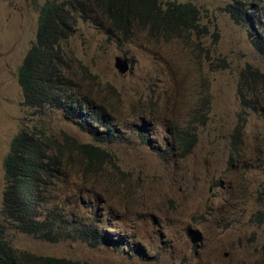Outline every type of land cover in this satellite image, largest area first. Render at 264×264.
I'll list each match as a JSON object with an SVG mask.
<instances>
[{
	"label": "rangeland",
	"instance_id": "rangeland-1",
	"mask_svg": "<svg viewBox=\"0 0 264 264\" xmlns=\"http://www.w3.org/2000/svg\"><path fill=\"white\" fill-rule=\"evenodd\" d=\"M47 1L0 0V230L7 242L79 264H264V109L248 111L238 123L239 90L261 78L264 53L252 45L249 25L226 12L234 0H161L200 9L205 31L191 39H155L137 30L124 42L77 23L63 44L64 66L109 113L123 138L112 142L97 141L61 111L25 102L19 69ZM248 2L264 17V0ZM255 28L264 40V26ZM118 57L127 61L124 74L115 66ZM201 110L207 121L193 125L197 143L181 157L171 150L172 131ZM20 132H43L67 152L45 209L67 226L64 240L19 232L2 213L4 163ZM73 140L102 146L111 159L88 167ZM89 227L104 230L100 246L78 238L75 230Z\"/></svg>",
	"mask_w": 264,
	"mask_h": 264
},
{
	"label": "trees",
	"instance_id": "trees-1",
	"mask_svg": "<svg viewBox=\"0 0 264 264\" xmlns=\"http://www.w3.org/2000/svg\"><path fill=\"white\" fill-rule=\"evenodd\" d=\"M250 5L248 0H234L226 6V12L236 24L249 25L247 31L252 45L264 53V40L254 29L255 25L263 28L264 17L250 10ZM79 21L87 22L124 42H130L137 30L155 39H191L200 37L205 31L200 9L191 2L166 4L161 0H49L40 9L36 40L18 74L26 104L36 110L49 108L61 111L70 122H75L99 142L123 140L119 131L109 123L107 110L96 106L89 95L79 89L78 83L71 79L64 66L63 44L75 34ZM259 75L261 78L257 82L245 83L242 85L245 87L239 90V124L246 121L248 111L264 109V100L259 97V94H264V73ZM201 106H207L206 102ZM190 117L188 125L172 131L171 150L177 151L181 157H186L197 143L196 127L193 125H204L207 121L203 110ZM242 130V126H239L233 138L238 137ZM145 138L147 135L143 136V140L148 141ZM73 145L88 167L98 168L107 157L111 159L102 146L76 140H73ZM64 154L67 152L61 145L43 132L39 135L20 132L13 139L4 163L6 188L2 213L19 232L53 243L65 239L62 231L67 226L51 211H45L52 195L50 186L62 174L61 169L66 164L62 157ZM75 231L82 242L93 248L106 239L104 230L98 228H77ZM75 231L69 237L74 236ZM0 264L79 263L17 251L0 230Z\"/></svg>",
	"mask_w": 264,
	"mask_h": 264
},
{
	"label": "water",
	"instance_id": "water-1",
	"mask_svg": "<svg viewBox=\"0 0 264 264\" xmlns=\"http://www.w3.org/2000/svg\"><path fill=\"white\" fill-rule=\"evenodd\" d=\"M116 68L118 69V71L120 73H126L128 71V64L127 61L121 57H118L116 59V64H115Z\"/></svg>",
	"mask_w": 264,
	"mask_h": 264
},
{
	"label": "bare ground",
	"instance_id": "bare-ground-1",
	"mask_svg": "<svg viewBox=\"0 0 264 264\" xmlns=\"http://www.w3.org/2000/svg\"><path fill=\"white\" fill-rule=\"evenodd\" d=\"M167 4V3H166ZM198 26V25H197ZM136 29V28H135ZM138 29V28H137ZM65 41V40H64ZM71 80V79H70ZM65 87V86H64ZM67 87V86H66ZM80 87V86H79ZM65 90V89H64ZM65 93V92H64ZM49 109V108H48ZM42 110V109H41ZM43 111V110H42ZM145 135V134H144ZM68 138V137H67ZM186 138V137H185ZM66 139V138H65ZM65 141V140H64ZM66 144V143H65ZM187 145V144H186ZM186 149V148H185ZM80 151V150H79ZM80 153V152H79ZM7 176V175H6ZM73 181V180H72ZM56 184V183H55ZM57 184H58V182H57ZM77 185V184H76ZM98 185V184H97ZM67 186V185H66ZM89 188V187H88ZM92 190V189H91ZM88 193V192H87ZM12 251H14V250H12ZM11 252V251H10ZM2 262V261H1Z\"/></svg>",
	"mask_w": 264,
	"mask_h": 264
}]
</instances>
